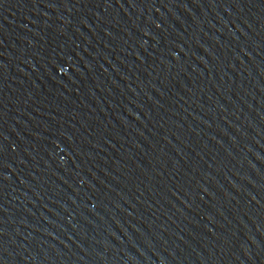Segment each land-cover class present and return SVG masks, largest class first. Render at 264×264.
<instances>
[{
    "label": "water",
    "instance_id": "1",
    "mask_svg": "<svg viewBox=\"0 0 264 264\" xmlns=\"http://www.w3.org/2000/svg\"><path fill=\"white\" fill-rule=\"evenodd\" d=\"M0 264H264V0H0Z\"/></svg>",
    "mask_w": 264,
    "mask_h": 264
}]
</instances>
